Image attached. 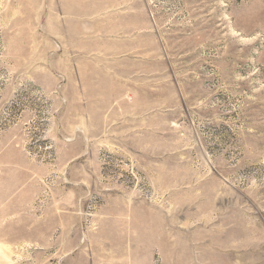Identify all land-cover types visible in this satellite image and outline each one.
Masks as SVG:
<instances>
[{
    "label": "rangeland",
    "instance_id": "rangeland-1",
    "mask_svg": "<svg viewBox=\"0 0 264 264\" xmlns=\"http://www.w3.org/2000/svg\"><path fill=\"white\" fill-rule=\"evenodd\" d=\"M0 264H264V0H0Z\"/></svg>",
    "mask_w": 264,
    "mask_h": 264
}]
</instances>
